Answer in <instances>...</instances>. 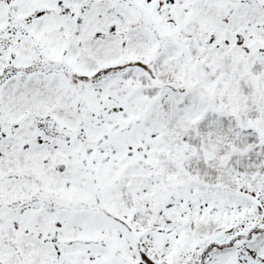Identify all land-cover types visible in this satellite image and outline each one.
Masks as SVG:
<instances>
[{
	"label": "snow or ice",
	"instance_id": "1",
	"mask_svg": "<svg viewBox=\"0 0 264 264\" xmlns=\"http://www.w3.org/2000/svg\"><path fill=\"white\" fill-rule=\"evenodd\" d=\"M0 264H264V0H0Z\"/></svg>",
	"mask_w": 264,
	"mask_h": 264
}]
</instances>
